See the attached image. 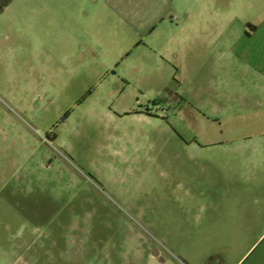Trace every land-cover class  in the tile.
I'll list each match as a JSON object with an SVG mask.
<instances>
[{
	"label": "rangeland",
	"instance_id": "1",
	"mask_svg": "<svg viewBox=\"0 0 264 264\" xmlns=\"http://www.w3.org/2000/svg\"><path fill=\"white\" fill-rule=\"evenodd\" d=\"M227 2L186 51L90 4L7 10L0 264H264V0Z\"/></svg>",
	"mask_w": 264,
	"mask_h": 264
},
{
	"label": "crops",
	"instance_id": "2",
	"mask_svg": "<svg viewBox=\"0 0 264 264\" xmlns=\"http://www.w3.org/2000/svg\"><path fill=\"white\" fill-rule=\"evenodd\" d=\"M46 2L63 7L75 3L90 4L94 7V18L101 22H95V29L103 27L106 31H113L119 22L126 29H132L135 21L168 24L175 28V35L171 37L180 51L212 47L215 24L218 25L228 15V12L221 8L228 3L227 0H46ZM216 3L219 8H216ZM17 5L18 0H0V23L6 24L7 10ZM15 20L16 17L14 22Z\"/></svg>",
	"mask_w": 264,
	"mask_h": 264
}]
</instances>
